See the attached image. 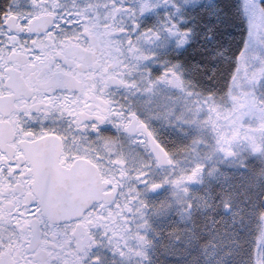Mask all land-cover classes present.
Listing matches in <instances>:
<instances>
[{"label":"snow or ice","instance_id":"1","mask_svg":"<svg viewBox=\"0 0 264 264\" xmlns=\"http://www.w3.org/2000/svg\"><path fill=\"white\" fill-rule=\"evenodd\" d=\"M0 264H264V0H0Z\"/></svg>","mask_w":264,"mask_h":264}]
</instances>
